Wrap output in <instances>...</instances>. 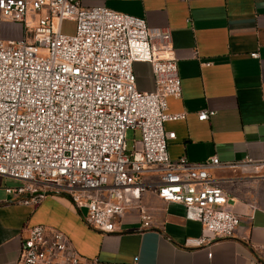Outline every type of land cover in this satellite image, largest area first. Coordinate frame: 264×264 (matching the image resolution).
Instances as JSON below:
<instances>
[{
  "label": "built area",
  "instance_id": "1",
  "mask_svg": "<svg viewBox=\"0 0 264 264\" xmlns=\"http://www.w3.org/2000/svg\"><path fill=\"white\" fill-rule=\"evenodd\" d=\"M30 14L35 27L28 36L3 40L5 22L23 23L27 33ZM65 21L75 23L73 35L63 34ZM136 63L151 66L154 91L137 89ZM181 96L168 29L75 0H0V177L15 183L5 187L12 201L37 207L49 194L66 195L87 211L88 227L111 234L133 208L149 227L150 216L136 202L153 188L164 202L183 205L187 221L202 225L204 235L190 244L233 237L240 217L210 175L219 159L192 163L169 155L176 134L165 125L186 113L170 114L168 99ZM215 114L202 111L198 119ZM129 131L139 134L132 149ZM150 168L157 182L144 181ZM25 232L18 264H100L82 257L61 231L39 225Z\"/></svg>",
  "mask_w": 264,
  "mask_h": 264
},
{
  "label": "crops",
  "instance_id": "2",
  "mask_svg": "<svg viewBox=\"0 0 264 264\" xmlns=\"http://www.w3.org/2000/svg\"><path fill=\"white\" fill-rule=\"evenodd\" d=\"M75 1L170 31L182 96L168 99V109L186 118L165 125L176 134L169 155L192 163L217 157L221 165L210 175L228 194L240 226L231 238L194 246L190 242L204 235L202 225L187 221L183 205L164 202L152 188L136 202L150 216L148 228L133 208L118 232L103 234L86 225L87 211L76 209L68 196L49 194L37 207L18 204L5 193L14 182L0 177V264H18L26 229L39 225L63 232L82 257L100 264H264V0ZM27 25L25 33V24L5 22L3 40L28 36L35 27L31 14ZM254 52L258 59L250 56ZM134 73L139 91H154L149 64L136 63ZM206 110L215 116L199 121L198 113ZM152 169L144 174L146 183L158 180ZM97 196L107 198L105 192Z\"/></svg>",
  "mask_w": 264,
  "mask_h": 264
},
{
  "label": "rangeland",
  "instance_id": "3",
  "mask_svg": "<svg viewBox=\"0 0 264 264\" xmlns=\"http://www.w3.org/2000/svg\"><path fill=\"white\" fill-rule=\"evenodd\" d=\"M75 27H76V25H75L74 22L65 21L63 23V27H62L63 34H65V35H73L74 32H75ZM127 140H128L129 148L132 149L133 148V144H134V140H136V141L139 140V134L138 133H134L133 131H129L128 134H127Z\"/></svg>",
  "mask_w": 264,
  "mask_h": 264
}]
</instances>
